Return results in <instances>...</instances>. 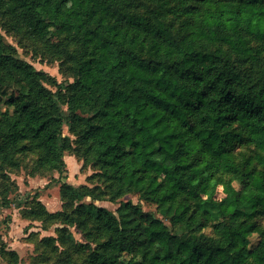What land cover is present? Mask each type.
Returning <instances> with one entry per match:
<instances>
[{
    "label": "trees",
    "instance_id": "obj_1",
    "mask_svg": "<svg viewBox=\"0 0 264 264\" xmlns=\"http://www.w3.org/2000/svg\"><path fill=\"white\" fill-rule=\"evenodd\" d=\"M0 10L38 42L62 38L50 50L90 80L52 90L0 35V209L14 202L6 171L18 154L36 150L38 166L63 173L77 143L100 184L64 183L70 212L37 201L24 215L76 225L90 243L62 228L52 246L72 244L85 264H264V0H0ZM129 193L170 224L132 201L95 204ZM0 251L19 262L2 239Z\"/></svg>",
    "mask_w": 264,
    "mask_h": 264
},
{
    "label": "rangeland",
    "instance_id": "obj_2",
    "mask_svg": "<svg viewBox=\"0 0 264 264\" xmlns=\"http://www.w3.org/2000/svg\"><path fill=\"white\" fill-rule=\"evenodd\" d=\"M155 5L146 4V10ZM0 35L4 43L14 48L16 57L33 64L37 70L47 74L45 84L52 90H58L60 84L64 85L67 91L68 85L80 77L84 82L90 83L85 75L77 76L76 66L66 55L59 54L56 50H50L49 45L59 43L62 38L51 36L46 43L38 42L29 37L24 30L16 27L15 21L10 17L4 16L0 10ZM72 59V58H71ZM64 134L70 136L72 140L77 139L68 126L64 127ZM73 151H67L65 161L67 170L59 173L56 170L43 169L37 164L39 154L36 150H30L17 155L20 161V168H8L6 174L16 183V193L11 197L14 199L10 208L0 209V239L6 242L9 251L14 250L19 254V262L16 264H85V254L77 253L72 244L63 243L59 240L54 241V245L49 244L45 239L48 237L57 238L62 228H67L68 233L72 234L76 241L88 244L89 237L76 225H65L54 219L42 221L36 218H26L24 211L27 208L36 206L40 201L48 211L56 213L59 211L70 212L76 207L66 204L61 195V188L64 183H70L75 186L88 185L93 187L100 184L98 180L91 182L89 176L95 173L91 164L85 163L83 158L76 155L78 149H81L77 143L73 144ZM237 152L245 151L252 153L253 149L248 145H239ZM1 173V172H0ZM1 177V176H0ZM4 178V177H1ZM237 188L240 185L234 181ZM218 199L227 195V188L219 185L216 189L214 185L210 186ZM87 202L91 199L87 198ZM132 201L139 204L145 211L153 212L161 217L166 223L170 224L169 218H166L158 209L155 203L144 200L139 194L129 193L115 202L109 200H96L95 204L104 206L117 212L122 202ZM20 205V206H19ZM212 229L208 228L206 232L211 234ZM258 242V235L251 237L252 245ZM65 245L69 249L65 248ZM71 248V249H70ZM77 249V248H76ZM0 264H15L12 258L4 256L0 251Z\"/></svg>",
    "mask_w": 264,
    "mask_h": 264
}]
</instances>
